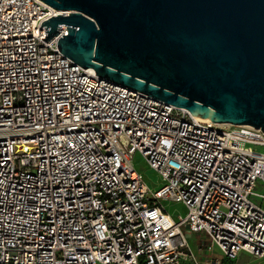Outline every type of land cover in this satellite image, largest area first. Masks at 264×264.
<instances>
[{
	"label": "built area",
	"instance_id": "2783aa9c",
	"mask_svg": "<svg viewBox=\"0 0 264 264\" xmlns=\"http://www.w3.org/2000/svg\"><path fill=\"white\" fill-rule=\"evenodd\" d=\"M58 14L0 0V264H199L186 230L211 256L264 259V132L75 64L58 49L65 27L43 41ZM137 154L161 188L135 169Z\"/></svg>",
	"mask_w": 264,
	"mask_h": 264
},
{
	"label": "water",
	"instance_id": "95a60500",
	"mask_svg": "<svg viewBox=\"0 0 264 264\" xmlns=\"http://www.w3.org/2000/svg\"><path fill=\"white\" fill-rule=\"evenodd\" d=\"M46 43L84 69L215 123L264 132V0H41Z\"/></svg>",
	"mask_w": 264,
	"mask_h": 264
},
{
	"label": "rangeland",
	"instance_id": "374dc122",
	"mask_svg": "<svg viewBox=\"0 0 264 264\" xmlns=\"http://www.w3.org/2000/svg\"><path fill=\"white\" fill-rule=\"evenodd\" d=\"M133 165L135 169L142 175L143 179L152 190H157L164 185V181L161 175L157 171L152 169L144 159V157H142L140 154L134 156ZM162 204L167 213L174 219H177L178 216L185 217L187 215V209L182 203L163 201ZM186 237L187 239H191L192 234L188 231L186 232ZM191 249L195 253V258L197 259L199 264H201L199 259L200 257L195 252L194 248L191 247ZM213 255L221 259V262L219 264H264V259H256L246 253L240 254L238 259L234 262L224 259L223 254L218 249H215ZM187 262V264H195L193 259H189Z\"/></svg>",
	"mask_w": 264,
	"mask_h": 264
},
{
	"label": "crops",
	"instance_id": "0c3cea01",
	"mask_svg": "<svg viewBox=\"0 0 264 264\" xmlns=\"http://www.w3.org/2000/svg\"><path fill=\"white\" fill-rule=\"evenodd\" d=\"M188 231L189 230H186V232H188ZM190 233L192 234L191 239H188L190 247L194 248L195 252L200 257L199 259H200V263L201 264H208L210 259H215V260L221 262V259L215 257L214 255L211 256V255L207 254L206 251H203L201 249V246H202L203 242H205V239H206L203 235L195 234V233H192V232H190Z\"/></svg>",
	"mask_w": 264,
	"mask_h": 264
},
{
	"label": "bare ground",
	"instance_id": "6f19581e",
	"mask_svg": "<svg viewBox=\"0 0 264 264\" xmlns=\"http://www.w3.org/2000/svg\"><path fill=\"white\" fill-rule=\"evenodd\" d=\"M195 117H197V118H199V119H202V120L212 121V120H210V119H204V118H201V117H199V116H197V115H195Z\"/></svg>",
	"mask_w": 264,
	"mask_h": 264
}]
</instances>
